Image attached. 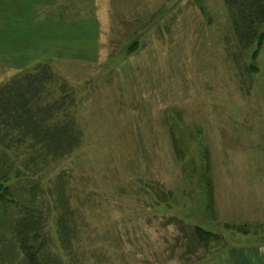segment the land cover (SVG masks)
I'll use <instances>...</instances> for the list:
<instances>
[{"label":"rangeland","instance_id":"obj_1","mask_svg":"<svg viewBox=\"0 0 264 264\" xmlns=\"http://www.w3.org/2000/svg\"><path fill=\"white\" fill-rule=\"evenodd\" d=\"M191 1L0 0V93L31 77L35 108L79 138L54 159L0 113V264L264 246V26L250 44L238 7Z\"/></svg>","mask_w":264,"mask_h":264},{"label":"trees","instance_id":"obj_2","mask_svg":"<svg viewBox=\"0 0 264 264\" xmlns=\"http://www.w3.org/2000/svg\"><path fill=\"white\" fill-rule=\"evenodd\" d=\"M229 6L239 8L242 23L236 25L237 33L247 31L250 44L257 41V28L264 26V0H226ZM46 82L49 79H46ZM36 81V80H34ZM31 77L24 79L21 82L11 83L9 87L3 88L0 93V113L2 117L9 115V121L13 120L12 116L18 120L15 129L24 130L20 138H24L31 142L32 147H42L54 159L65 157L78 146V137L75 134L72 125H61L52 123L46 116L41 115V111L33 105ZM44 80L39 81L40 90L35 93H40L43 90ZM28 87V88H27ZM4 128H9L3 126ZM10 129V128H9ZM41 157V156H40ZM2 199V198H1ZM26 215L29 219L26 221L29 229V234L39 233L41 217H36L35 213L28 212ZM31 215H33L31 217ZM26 235L22 238V248L28 260H33L36 257L34 248L30 245V236Z\"/></svg>","mask_w":264,"mask_h":264},{"label":"crops","instance_id":"obj_3","mask_svg":"<svg viewBox=\"0 0 264 264\" xmlns=\"http://www.w3.org/2000/svg\"><path fill=\"white\" fill-rule=\"evenodd\" d=\"M189 3L190 8H193V2L189 0ZM221 262L223 264H264V246L249 249L233 248L222 256Z\"/></svg>","mask_w":264,"mask_h":264}]
</instances>
